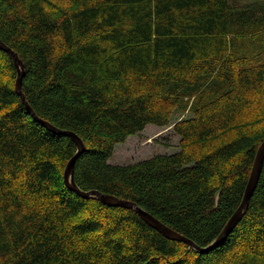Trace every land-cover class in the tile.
<instances>
[{
  "label": "trees",
  "instance_id": "trees-1",
  "mask_svg": "<svg viewBox=\"0 0 264 264\" xmlns=\"http://www.w3.org/2000/svg\"><path fill=\"white\" fill-rule=\"evenodd\" d=\"M0 264H264V0H0ZM32 113H31V111ZM179 150L112 165L116 145L168 127ZM260 123H263L259 127ZM73 180L136 204L84 199ZM201 250V251H200Z\"/></svg>",
  "mask_w": 264,
  "mask_h": 264
},
{
  "label": "water",
  "instance_id": "water-1",
  "mask_svg": "<svg viewBox=\"0 0 264 264\" xmlns=\"http://www.w3.org/2000/svg\"><path fill=\"white\" fill-rule=\"evenodd\" d=\"M0 49L2 51L6 52L12 58V61H13V64H14V67H15L16 73H17L16 81H15V91L20 96L22 102L26 103L25 99L21 93V80H22V77L24 74L23 66H22L21 62L18 60L17 55L12 50L5 47L1 43H0ZM31 113H32V111H31ZM65 135L71 137V139L73 140V142L75 143L76 148H77L76 154L67 162L65 169H64V173H63L64 184L69 190L78 193L84 199L94 198V199H97L98 201H100V202H102L108 206L124 207L127 209H133L147 225H149L153 229L159 231L166 238L171 239V240H175V241H179V242H184L190 248H193V249L199 251V249L194 245L193 242H191L190 240H187L183 236H181V235L177 234L176 232L170 230L169 228H167L166 226L161 224L158 220L153 218L151 215H149L148 213L141 210L136 204H134L132 202L120 200V199H118L114 196H110V195H104V194L97 192V191L80 192L78 190V188L76 187V185L74 184L73 172H74L75 161H76L77 157L79 156V154L83 151L84 146H83L82 142L80 141V139L77 138L73 133H65ZM263 159H264V140L259 145V147L256 151L241 204L237 208V210L233 213V215L229 218V220L227 221L226 225L224 226L222 232L220 233V235L217 239V242L214 243V245L215 244L217 245V243L222 241V239H224L232 231V229L236 226V224L244 216V214L248 208L249 200L252 196V193L255 189V186H256L258 178H259L261 168H262Z\"/></svg>",
  "mask_w": 264,
  "mask_h": 264
},
{
  "label": "rangeland",
  "instance_id": "rangeland-1",
  "mask_svg": "<svg viewBox=\"0 0 264 264\" xmlns=\"http://www.w3.org/2000/svg\"><path fill=\"white\" fill-rule=\"evenodd\" d=\"M190 116L188 111H172L168 127L148 125L136 135L129 136L122 144L116 145L108 161L112 165H129L148 159L157 154H171L179 150V137L172 126ZM263 123H260L259 127Z\"/></svg>",
  "mask_w": 264,
  "mask_h": 264
}]
</instances>
